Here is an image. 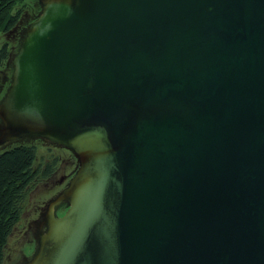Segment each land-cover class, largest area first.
<instances>
[{
  "label": "water",
  "instance_id": "water-1",
  "mask_svg": "<svg viewBox=\"0 0 264 264\" xmlns=\"http://www.w3.org/2000/svg\"><path fill=\"white\" fill-rule=\"evenodd\" d=\"M38 4L0 147L47 141L79 167L12 264H264V0Z\"/></svg>",
  "mask_w": 264,
  "mask_h": 264
},
{
  "label": "rangeland",
  "instance_id": "rangeland-1",
  "mask_svg": "<svg viewBox=\"0 0 264 264\" xmlns=\"http://www.w3.org/2000/svg\"><path fill=\"white\" fill-rule=\"evenodd\" d=\"M17 9H22L19 23L9 32L0 34V47L6 44L9 51L8 62L18 48L20 32L27 28L40 12L38 0H18L15 10ZM8 62L4 68L0 67V95L6 88L4 81L9 74L11 75V64ZM19 144L36 147V165L45 164L53 159H56L57 163L51 176L36 185L26 195L20 220L8 237L2 264H12L21 257L27 260L34 256L38 245L36 237L31 233L32 222L38 220L45 205L68 186L79 167L77 158L71 151L43 140H19L7 143L0 147V153ZM66 206H68L66 202L55 204L52 208L53 217H62L67 211Z\"/></svg>",
  "mask_w": 264,
  "mask_h": 264
},
{
  "label": "trees",
  "instance_id": "trees-1",
  "mask_svg": "<svg viewBox=\"0 0 264 264\" xmlns=\"http://www.w3.org/2000/svg\"><path fill=\"white\" fill-rule=\"evenodd\" d=\"M17 2L0 0V34L9 32L19 23L22 9L15 10ZM8 60L9 51L7 45L3 44L0 47V67L4 68ZM9 79L10 74L4 81L6 88ZM36 160L37 149L33 145L19 144L0 153V264L3 262L8 237L20 220L26 195L51 176L57 163L53 159L36 165Z\"/></svg>",
  "mask_w": 264,
  "mask_h": 264
},
{
  "label": "flooded vegetation",
  "instance_id": "flooded-vegetation-1",
  "mask_svg": "<svg viewBox=\"0 0 264 264\" xmlns=\"http://www.w3.org/2000/svg\"><path fill=\"white\" fill-rule=\"evenodd\" d=\"M67 207V209H68V206H66ZM44 221H46V219L44 218Z\"/></svg>",
  "mask_w": 264,
  "mask_h": 264
}]
</instances>
